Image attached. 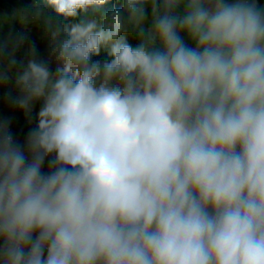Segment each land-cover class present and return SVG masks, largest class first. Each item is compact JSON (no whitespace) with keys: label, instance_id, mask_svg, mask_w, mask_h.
Segmentation results:
<instances>
[{"label":"clouds","instance_id":"clouds-1","mask_svg":"<svg viewBox=\"0 0 264 264\" xmlns=\"http://www.w3.org/2000/svg\"><path fill=\"white\" fill-rule=\"evenodd\" d=\"M108 3L33 5L57 67L15 73L26 151L0 123V264H264V6Z\"/></svg>","mask_w":264,"mask_h":264},{"label":"trees","instance_id":"trees-1","mask_svg":"<svg viewBox=\"0 0 264 264\" xmlns=\"http://www.w3.org/2000/svg\"><path fill=\"white\" fill-rule=\"evenodd\" d=\"M37 0H0V19L3 23L4 30L0 33V66L3 70L7 69L9 56L12 55L17 60V65L13 67L16 71L20 70V63L22 62L21 56L25 48V43H29L30 46H35L36 56L38 59L48 61L50 69L54 72L57 67L55 54L53 52L52 41L49 34L46 33L43 24V19L35 21L31 18V12L33 11V5ZM259 6H264V0H257ZM123 0H110L105 6V13H111L113 7L122 8ZM29 13V17L26 21L22 22V16L24 13ZM45 15L51 16L53 22L57 20L61 24L78 23L82 17L68 18L65 20L63 17H56L54 11L50 8L45 9ZM148 22L146 26L150 25L151 20V8H147ZM29 33L27 35V32ZM29 35H31L29 37ZM127 41L135 47L138 43V38L135 34L129 32L124 34ZM182 38L189 46H194L192 42L187 38L185 33H181ZM21 37H25L23 41H20ZM18 44V46H17ZM112 58L107 55L106 50L102 49L99 56L93 57V60L110 61ZM42 106V105H41ZM41 106H37L31 113L25 114L22 109H19L21 117L18 121L12 125L9 130L13 136V140L19 144L26 151V143L29 132L36 127L37 114ZM27 154V153H26ZM42 171L46 172V165L42 167Z\"/></svg>","mask_w":264,"mask_h":264},{"label":"rangeland","instance_id":"rangeland-1","mask_svg":"<svg viewBox=\"0 0 264 264\" xmlns=\"http://www.w3.org/2000/svg\"><path fill=\"white\" fill-rule=\"evenodd\" d=\"M3 30H4L3 23L0 19V33ZM28 34H31V33H29L28 31L27 35ZM30 36L31 35H29V37ZM25 45L26 46L21 56L22 62L24 64H26L30 58H33L32 56H30V49L32 48V46H30L29 43H25ZM34 58L37 60H41V59H38L36 54ZM7 69H8V66H7ZM0 70H3L1 66H0ZM15 73H16V70L12 68L11 71L9 72L11 79L6 84L0 85V123L5 122V121L9 122L8 131L12 128V125H14V123L18 121L21 117V114L19 111L20 108H18L15 104L12 103V99L20 95V92L15 85ZM41 105H42V102H36L33 106V109L35 110L37 106H41ZM48 160L50 159L47 158L45 161L46 172L49 171Z\"/></svg>","mask_w":264,"mask_h":264},{"label":"built area","instance_id":"built-area-1","mask_svg":"<svg viewBox=\"0 0 264 264\" xmlns=\"http://www.w3.org/2000/svg\"><path fill=\"white\" fill-rule=\"evenodd\" d=\"M49 159H52V157H48Z\"/></svg>","mask_w":264,"mask_h":264}]
</instances>
